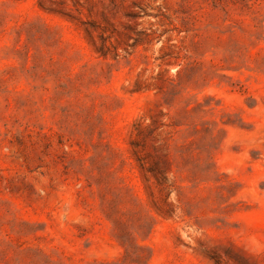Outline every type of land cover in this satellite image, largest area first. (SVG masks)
<instances>
[{
	"label": "rangeland",
	"instance_id": "1",
	"mask_svg": "<svg viewBox=\"0 0 264 264\" xmlns=\"http://www.w3.org/2000/svg\"><path fill=\"white\" fill-rule=\"evenodd\" d=\"M0 264H264V0H0Z\"/></svg>",
	"mask_w": 264,
	"mask_h": 264
}]
</instances>
